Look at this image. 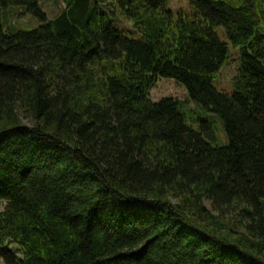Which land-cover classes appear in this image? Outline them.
Listing matches in <instances>:
<instances>
[{
  "label": "trees",
  "instance_id": "trees-1",
  "mask_svg": "<svg viewBox=\"0 0 264 264\" xmlns=\"http://www.w3.org/2000/svg\"><path fill=\"white\" fill-rule=\"evenodd\" d=\"M60 1L50 20L0 0V264H264V0ZM13 7L41 25L18 30ZM159 78L228 144L154 102Z\"/></svg>",
  "mask_w": 264,
  "mask_h": 264
},
{
  "label": "rangeland",
  "instance_id": "rangeland-1",
  "mask_svg": "<svg viewBox=\"0 0 264 264\" xmlns=\"http://www.w3.org/2000/svg\"><path fill=\"white\" fill-rule=\"evenodd\" d=\"M39 1L41 8L50 20L56 18L64 9V5L60 0ZM171 7L174 11H177L178 9L190 10V4L188 0H172ZM6 13L8 14L7 22L11 25L13 24L18 30L30 31L38 28L41 25V21L38 18L27 13L22 7H13L12 9H7ZM116 20L119 24H117V26L120 29L124 28L126 30L132 31L131 22L124 19L120 15L116 17ZM125 34L130 37H138L137 33H130L129 31H125ZM220 36L229 44V57L216 77L215 86L221 92H232L233 81L238 75L240 51L230 44L223 29L220 31ZM166 97H173L184 103L183 106L188 120L187 123L192 125L194 129H199L202 122L207 121L211 125L214 134V141L212 142L219 146L228 144V137L223 123L217 114L207 111L204 107L197 103H193L188 98V94L184 86L177 84L171 79L159 78L156 86L151 91V99L154 102H158L159 100ZM207 207L209 208L208 205Z\"/></svg>",
  "mask_w": 264,
  "mask_h": 264
}]
</instances>
